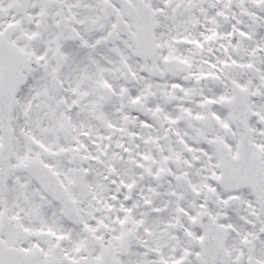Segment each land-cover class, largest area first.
<instances>
[{
	"label": "snow or ice",
	"instance_id": "6c2138e0",
	"mask_svg": "<svg viewBox=\"0 0 264 264\" xmlns=\"http://www.w3.org/2000/svg\"><path fill=\"white\" fill-rule=\"evenodd\" d=\"M0 264H264V0H0Z\"/></svg>",
	"mask_w": 264,
	"mask_h": 264
}]
</instances>
